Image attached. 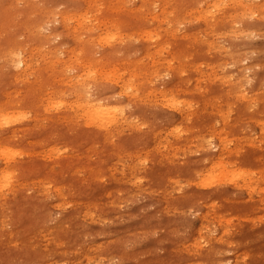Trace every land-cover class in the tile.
<instances>
[{"label": "rangeland", "instance_id": "obj_1", "mask_svg": "<svg viewBox=\"0 0 264 264\" xmlns=\"http://www.w3.org/2000/svg\"><path fill=\"white\" fill-rule=\"evenodd\" d=\"M7 1L12 0H0V9L7 4ZM130 1H128L129 3L127 5L129 4L128 7L132 9L141 6L139 0ZM29 2L39 12H35L33 15L31 14L28 19L24 18L21 20L15 13H12L11 18L9 14L6 15V13L0 11V21L3 22H0V25H6V27L3 25V28H0V104H5L7 102L5 100L11 99V101L17 102L23 98L20 109L27 108L31 110L30 107L37 108L40 102L32 101L31 97H27L25 95L27 92L25 93L24 89L26 88V91L32 86H35L33 83H36L35 78L41 71L38 68L45 67L48 62V60H43L44 53L57 52L61 58H64V51L66 52L73 47L71 36H69V33L66 34V31H63L62 24L59 20L61 12L76 9V7H78V10H83L85 5L82 0H30ZM158 5H162L161 0H150L149 17L161 12V9L159 10L157 8ZM24 7L25 5L23 3L15 5L16 12L18 14H24ZM44 11L50 14V18L48 19H51V23H45L48 20L42 22L44 20L43 18L41 19L39 13L42 12L43 15ZM4 15L6 16L4 17ZM122 18L125 22H130L129 15H124ZM26 20L29 21L27 23L33 25L43 23V29L41 30V33L45 37L42 39L43 46L34 45L27 41V33L25 31L27 29V23L25 24ZM246 22L251 24L261 23L262 25L260 26L263 27L251 36L246 35L243 38L237 37L236 39L235 33L228 31L222 34L215 32L210 39H214L216 43H219L220 46H223L228 51L235 49V47L238 48V43L240 44L243 40L241 43L243 50L241 54L242 58L241 56L239 57L240 66L237 68L243 69L244 75L251 80L250 83L245 85V89L248 91H259L250 93H259V97L262 96L260 100H262L264 99V92H262L264 91V7L259 12V15L256 14L253 18L246 20ZM68 24L69 26H74L73 21H69ZM201 31V20L195 15H189L179 25L177 30L173 32V38L170 41L173 44L184 43L187 46V42L182 41L183 37L186 35H196L198 37L199 35L200 38L203 36ZM94 33L95 35L92 37L89 34L83 36V39L88 41L89 46L88 48L86 47L87 49L83 48L82 45L79 47L83 50V60L90 58L98 61L101 57H105L104 55L111 54L112 51L116 52L119 57H128L131 61L141 59L145 55L143 48L148 45L146 39L131 35V30L129 29L126 32L128 34H122L124 38L121 41H114L111 44L99 42L97 37L102 33L101 31L95 30ZM161 39L167 43L164 37ZM243 42L245 44H253L252 50L247 49ZM195 43L197 45L187 46L189 62L200 64L205 58L206 61L212 62L211 60L216 55L218 59H215V61L217 62L222 58L226 61H230L231 59L227 55L219 56L217 51L209 53L197 41ZM150 45L153 46L156 44L151 43ZM20 47L22 48V52L19 51ZM149 49H157V47ZM206 50L207 52H205ZM12 51L19 52L21 57L29 61L32 59L34 71L27 77V80L24 79L27 82L20 80V83L16 84L14 80L15 71L9 68V65L4 61L6 58L5 53L9 54ZM171 53L173 52L171 51ZM156 54L155 50L150 52V57L147 62L148 67H151L149 64L151 61L160 59ZM168 56L167 54L164 58ZM235 57L238 58L236 55ZM105 65L106 67L101 65V67L105 68L104 71H106L102 77H109L108 75L112 67H109L107 64ZM237 68L236 66L229 65L227 68L228 73L226 74L232 71L236 73L238 71ZM49 69L47 68L46 71H41V75L47 82L49 80L46 76L51 73ZM73 69L74 71L71 72V75L77 73L75 71L76 69ZM158 71V77L151 78L152 90L158 89L159 91H163L168 88H173L178 83L175 74L172 72L169 73L168 69L163 71L160 68ZM192 73L194 72L191 71L193 80L191 88L196 84L195 78L200 77L198 73L197 75L196 72L194 74ZM60 77L59 75V78L55 80L51 79L50 84L58 87ZM106 82L103 81V85L101 86H91L92 92L89 93V99H106L111 103L126 105V115L129 119L137 121V125L134 128L126 126L120 132L119 136L117 135L111 142L108 141L109 143L105 141V138L94 134L93 132L95 131L85 127H81L80 129L73 128L63 121H57L59 124L56 123L53 125L51 120H56L57 114H55L56 116L53 115L55 112L45 113L42 116L43 119H40V127H37L38 123L35 125L33 122V113L31 114L33 118H29L28 114L27 117L25 116V119L23 117L21 118L23 120L18 119V115L16 116L15 119H18L17 123H21L19 131H22L23 135L15 141V147L27 153V148H33L27 145L28 142L38 140L42 146L37 149L41 153V158H39L41 161L36 158H31V156L21 159L25 154L18 159L22 161L27 160L25 163L26 169L33 164H37L42 170V175L48 173L49 177L54 179L56 183L73 186L74 193L77 197L76 199L69 198L65 206L59 207L56 196L47 197L39 187L31 189L26 184L29 173L23 170L17 173L15 171L16 169H14L11 172V186L17 183H21V186L18 193L6 195V199L0 203V227L1 213L3 211L8 213L13 212V218H15L11 224L6 225L5 234L0 231V264H195L197 257L192 256L194 259L190 257L192 254L189 253V256L184 248L195 243L196 238H199L196 236L200 233V230V240L207 239L208 236L205 232L207 230L201 228V217L206 213V207L210 206L211 203L216 205V211L226 215L228 219L229 217L230 219L233 217L230 226V244L227 243V246L224 247V254H221L222 256L220 255L222 258L219 256L215 262H218L217 264H237L234 260L236 256L249 255L239 259V264H264V260H262L264 259V201H259L261 199L259 197L261 196H256L254 200H250L247 192L233 190L232 188L229 189L227 184H218L215 187L212 186L203 190L200 186L198 188L193 186L195 181L198 182V174L204 172L210 164V159L216 157L218 153L216 148L202 150V148L189 144L186 147L183 146L181 149H177L173 140H170L171 143L167 145V148L162 143L159 146L157 145V148L153 142L155 134H161L162 142L163 137L171 132V129L175 126H181L186 131L196 134H201L203 131L217 132L221 136H225L224 138L227 140H230L233 136L230 132L232 129L234 135H247V137H252L256 141L254 147L248 145V147L246 146L244 148L246 149L244 159L248 164L251 163L250 165H254V158L259 157L261 151L264 152V137L261 135V129L252 121L251 117L256 116L258 112L260 117L264 118V105H260L250 111L244 110L236 103L232 106L233 108H230L226 105L227 100L224 97L225 85H211L210 83H206L203 88L205 92L203 90L201 92H185L183 96L175 94L174 97H182L190 101L194 105V108L199 107V110H202L201 107H204L202 99L207 98L206 96H222L220 100L223 106L222 109H232L233 111L226 112L225 116L227 118L224 121H221L222 119L219 118L221 120L215 122L214 119H209L207 115H204V117L196 116L187 125L181 123L182 120L178 112L162 103L165 99L162 98L160 92H156V96L152 95L153 92H148L151 94L149 96L150 101L143 97H138L133 100L127 97L128 100L131 99L128 102L125 95H121L122 93L117 90L114 82L111 84ZM201 83L204 82H200L198 87H200ZM21 92H24V94ZM170 93L176 92H169L168 94ZM189 93L193 95H189ZM67 98L70 99L69 97ZM233 101L231 100L230 102ZM262 101L264 102V100ZM240 117H245L244 119H246L243 122L244 124L242 123L243 126H238L240 125L238 123L241 119ZM237 126L240 129L236 128ZM243 132L245 133L243 134ZM3 134L0 131V137H3ZM218 143L219 141L215 140L211 144L212 146H216ZM117 145L122 146L120 148L132 156L130 159H124L126 164L125 168L122 166V161H119V158L123 154L115 152L114 147ZM228 147L230 150H235L234 142L230 143L229 141ZM248 148H251L250 153H246L249 151ZM52 150L58 152V154L50 155ZM137 153L141 154V164H143L140 167L141 171L139 173L145 176L146 180L151 183L150 189L148 188L149 190H143V188H141L142 190H136L138 188L134 185H125L122 181L123 177H120L123 171L127 172L131 160L134 157H139ZM160 153H163L162 155L165 156L169 155L168 160L164 163L166 164L164 168L159 166L160 162L158 157H160ZM247 155H249L248 159L250 162L246 157ZM55 156H59L60 158L54 159ZM57 161H61L62 166L72 164L70 166L71 169L83 167L86 170L76 173V169L71 171L66 166L65 168H60L56 163ZM184 164L185 166H183ZM177 169H180L181 172ZM96 170H101L104 173L99 178L100 181L98 179L93 181L88 178L90 171ZM170 179L173 182L172 185L169 182ZM88 183H91V185ZM143 185L139 187H146ZM166 185L171 186V188ZM124 190L128 192H124ZM109 192H114L115 195L112 194L113 197L107 199ZM134 193H137V195L134 196ZM190 194H193L194 197H191ZM185 197H190L191 199H185ZM118 198L119 201L117 200ZM76 200L93 203L100 208L102 206V214L96 218H91L90 215L87 216L85 213L87 212L86 210L84 212L81 208L79 209L74 205ZM112 200L114 203H112ZM9 203L12 206L11 209L5 208L2 210V206L8 207L7 205ZM37 207L39 210L35 209ZM11 210L14 211L11 212ZM47 214L49 216L46 217ZM33 215L34 217H32ZM37 216H40L42 219L45 217V221H39L41 218ZM260 217H262L261 222L252 221V218L256 219ZM33 218L39 223H34ZM246 218L247 221H245ZM32 220L33 223L31 224ZM217 228L215 225H212V229L215 230V233L212 235L218 237L221 231ZM10 233L14 234L13 238L10 237ZM90 249H100L99 257H95L96 253H92L89 259L86 255H82L84 251ZM191 249L194 248L192 247ZM93 257L95 259H93L94 262L92 263L90 259ZM103 260L105 261L103 262ZM212 262L210 261L209 264L214 263Z\"/></svg>", "mask_w": 264, "mask_h": 264}, {"label": "bare ground", "instance_id": "obj_2", "mask_svg": "<svg viewBox=\"0 0 264 264\" xmlns=\"http://www.w3.org/2000/svg\"><path fill=\"white\" fill-rule=\"evenodd\" d=\"M29 1L30 0L7 1V4L3 6L0 9V11H3V13H6V15L9 14L10 15L9 17L11 18H12V13H15L17 16L20 17L21 20H23L24 18L28 19L31 14L33 15L35 12H39L33 8V5ZM128 1L131 2L130 0H82V2L85 5V8L83 10H78L77 9L78 7H76V9H69L61 12L59 20L62 24L63 31H66L67 32L66 34L69 33V36H71L73 47H71V49H69L66 52L64 51V56H65L64 58H61L60 54L57 52H49L48 54L44 53L43 60H48V62L45 67L38 68V70L40 71L41 69V71H46L47 68L48 69L50 68L49 70L51 71V73L47 74L46 76L49 81L47 82L46 79L41 75V71L40 72L38 71L39 74L35 78L36 83L35 82L33 83L35 84V86H32L29 90L26 91H25L26 88L24 89V92L25 93L27 92L25 95L27 97H31L32 101L34 100L40 102V105L37 106V108L30 107L31 110H28L27 108L20 109L21 103L23 102V98L18 100L17 102L11 101V99L5 100L7 101L5 104H0V131L4 133L3 137H0V203H2L6 199L5 197L6 195L12 193H18L20 189L21 183L15 184L14 185L15 187L11 186V181H12L11 172L14 169H16L15 171L17 173H19L22 170L29 173L26 184H28L31 189H35L36 187H39V189L42 192H44L47 195V197L56 196V199H58L59 202L58 205L59 207L65 206L69 198L76 199L77 196L74 193L73 186L56 183L54 179L49 177L48 173L42 175V170L37 164H33L32 166H29L28 169H26L27 167L25 166V163L27 160L22 161L18 159L23 154H25L21 157V159L31 156V158H36L39 160V158H41L40 157L41 153L37 149H39L42 146L38 140H33L32 142H28L27 145L33 148L31 149L27 148L26 150L27 153L15 147L14 145L15 141L18 138H21V136L23 135V132L19 131L21 128V123L19 122L17 123V121L22 117L25 119L29 114L28 117L29 118L34 117L33 122L35 123V125L38 123L37 127H40L41 123L39 122L40 119H43L42 116L45 113L49 114L50 112L53 113L55 112L53 115L57 114V116L55 115L56 120H51V123H53V125L56 123L59 124L60 121H63L68 126L73 128L80 129L81 127L82 128L85 127L92 131H95L93 133L97 134V136H100L101 138H105L106 142L108 141L111 142L112 140L115 139L117 135L119 136L120 132L123 129H125L126 126H131V128H134L137 125V121L129 119V117L126 115L125 113L126 105L111 103L106 99H99V100L89 99L88 97L89 93L92 92L91 86H101L103 85V81L105 82L107 81L106 83L108 84L114 82L115 85L117 86V90L122 93L120 94L125 95L126 98L128 97L131 98L132 100L138 97H143L146 100L150 101L149 96L151 94H149L148 92H153L152 94L153 96H156V92H160L162 98L165 99L162 103L164 105H167V107H171L172 110L178 112L182 120L181 123H185L187 125L190 124L191 121L196 116L204 117V115H207L209 119H214L215 122L216 121L218 122V120L221 119H222L221 121H224L227 118L225 116L226 112H231L232 110V109L229 110L222 109L223 106L221 105L220 102L222 96L221 97L220 96L215 97V95L206 96L207 98L202 99L204 106L201 107L202 110H199L200 109L199 107L194 108V105L190 101L182 97H174L175 94H179L183 96L185 92H195V91L201 92L206 83H210L211 85L212 84L225 85L224 88L226 90L224 91L225 93L224 97L227 100L226 105H228V107L230 108H233L232 106L235 105L236 103L244 110L250 111L252 109L259 107L260 105H264V102L262 101L264 99L260 100L262 96L259 97V93H255V94L250 93V92H259V91H253V90L248 91L245 89V85L250 83L251 80L249 77L244 75L243 69L237 68L240 66L239 57L241 56L242 58L241 54L243 53V50L241 47L242 45L241 43L243 40L240 42V44L238 43L239 49L235 47V49L228 51L223 46H220L219 43H216L214 39L213 40L210 39L211 36H213V33L215 32H219L218 34H222L224 32L232 31L235 33L236 39L237 37L243 38V36L246 35L251 36L253 33H256V31L258 32V29L263 27L260 26L262 24L255 23L256 24L255 25L246 22V20L253 18V16H255L256 14L259 15V12L263 10L264 0H258V1L257 0H220V1L161 0L162 5L157 6L159 10L161 9V12L151 17H149V13H148L150 0H139L141 6L139 5L140 7L135 9L128 7L129 5V4L127 5V3H129ZM21 3L25 5V7L23 8L25 15L22 13L18 14L16 12L15 5ZM45 11L43 15L42 12L39 13L41 19L43 18L44 20L42 22L48 20L45 23L47 22L51 23V19H48L50 18L49 17L50 14ZM6 15H4V17ZM124 15H129L130 22L128 21L127 23L124 21V19L122 18ZM189 15H195L197 16L198 19L201 20L202 23L201 33H203V36L199 38V35L198 37L196 35H186L183 37L182 41L183 42L185 41V43L187 42L188 44L187 46L194 45L196 44L195 42L197 41V43L200 46H202L204 49L206 48L209 53L217 51V54L219 56L222 57L223 55H227L229 58H231L230 61L228 60L226 61L224 58H222L217 62L215 61V59H218L216 55L215 58L211 60L212 62L206 61L205 60L206 58L200 64H197L196 62H189L188 59L189 55L187 54L188 48L186 44L184 43L173 44V42L170 41V39L173 38V32L177 30L179 25L183 23L189 17ZM69 21L74 22L73 27L69 26L68 24ZM27 22L29 21L26 20L25 24ZM3 25L6 27L5 24ZM3 25H0V28H3ZM26 25H27L26 26L27 29L25 31L27 33L26 34L27 41L34 45L43 46L44 43L42 39L45 38L43 36V33H41V30L43 29L42 26L43 23H39L38 25L27 23ZM128 29L131 30V35H135L138 38L144 37L146 39V42L148 43V45H146L143 48L145 51V55L141 59H135L131 61L128 57L126 56L123 58L119 57L116 52L112 51L111 54H108L107 56L104 55L105 57H101L98 61L92 60L90 58L88 59L84 58L85 60H83L82 58L84 56L83 50H81L79 47L81 45L83 46V48L89 47L88 41L86 39H83L84 35L89 34V36L92 37L93 35H95L94 31L99 30L102 32L97 37L99 42L102 43L107 42V44H111L114 41H118V40L121 41L124 38L122 34L126 33ZM162 37L166 39L167 43L162 41L161 39ZM151 43H154L156 45L151 46L150 45ZM243 43L245 44V42ZM245 46L247 47V49L252 50L253 44L246 43ZM154 47H157V49H149ZM154 50L156 51L157 53L156 55H158L160 59L156 61H151L149 63L151 67H148L147 62H148V58L150 57V52ZM207 50L205 52H207ZM19 51L22 52L21 47L19 48ZM171 51L173 53L170 54ZM5 54H6L5 55L6 58L4 61L6 62V64L9 65V68L14 70L16 73L14 75L15 83L16 84L20 83L19 82L20 80L26 81L28 79L27 77L30 76L31 73L34 71L32 59L29 61L28 59L21 57L20 53L17 51L15 52L12 51L9 54L8 53ZM85 54L86 56H88L87 53ZM167 54L169 56L164 58ZM48 55L49 57L47 58ZM235 55L238 56V58H236ZM105 64H107L109 67L110 66L112 67L108 75L109 77H102V75L105 74L106 71H104L105 68L101 67V65H104L106 67ZM229 65L236 66L238 71L236 73L232 71L229 72V74H226L228 73L227 68ZM73 68L76 69L75 71H77V73L71 75V72L74 71ZM160 68H162L163 71H166L168 69L169 73L172 72L175 74L178 83L173 88H168L163 91H159L158 89L152 90L151 78L158 77V72H159L158 70ZM191 71H193L194 73L196 72V75L197 73L200 75L199 78L196 77L195 78L196 80L194 79L196 81V84L195 86H193V88H191L193 83ZM59 75L61 77H60V81L58 82L59 83L58 87H56L54 84H50V80L51 79L55 80L59 78ZM200 82H204V83H201L200 87H198ZM218 89L220 90V88ZM24 92L21 93L24 94ZM169 92H176V93L168 94ZM203 92L205 91L203 90ZM189 95H193V94L189 93ZM67 97H69L70 99H68ZM128 98L126 100H128ZM129 100L128 102H130ZM231 100L234 101L230 102ZM207 106L209 107L207 108ZM32 113H33V117H31ZM17 115L19 118L17 117L18 119H15ZM240 118H241L240 120L238 118L239 122L237 121L240 124L238 126H243L244 124L243 122L246 119H244L245 117H240ZM251 119L254 123H256L259 126L262 133L261 135L264 137V120H263L264 118H261L260 114L257 112L256 116H254L253 118L251 117ZM238 126L236 128H239ZM180 127L181 126L173 127L171 129V132H169L167 135L163 137L162 142H161V134L160 133L155 134L153 137L154 138L153 142L155 147H157V145L159 146L160 143H162V145H165L167 148V145L171 143L170 140H173L175 142L174 145L176 146L177 149H181L183 146L186 147L189 144H192L199 148H202V150H206V149L212 150L213 148H216L218 150L216 157L210 159V164L208 168L205 169L204 172L198 174L199 176V178H197L198 182L195 181L193 186H195L196 188L200 186L203 190V189H208L209 187L212 186L215 187V185L218 184H227L228 185L227 187L229 189L232 188L233 190H242L247 192L248 195L250 196V200H254L256 196H261L259 197L261 198L259 201L260 202L264 201V154H263L264 152L261 151V155L257 158H254L255 159V164L253 163L254 165H250L251 163L248 164L244 159V155H246L245 154L246 149L244 148L246 146L248 147V145L250 147H254L255 145L256 141L253 140L252 137H247V135L236 136L233 134L231 129L230 132L233 136L230 140H227L224 138L225 136L223 137L217 132L203 131L201 134H196L194 132H188L183 127L181 128ZM244 133L245 132H243V134ZM236 134L238 133L236 132ZM213 140L214 141L218 140L219 143L216 144V146H212L211 143L214 142ZM209 141L211 143H209ZM229 141L230 143L234 142L235 150L229 149L228 147ZM120 147L122 146L117 145L114 147V149L116 153L119 152L123 154L122 157L119 158V161L120 160L122 161L121 162L122 166L123 168H125L126 164L124 159L126 160L130 159L132 158V156L125 150H122ZM250 149L249 151L247 150L248 152L246 153H250ZM54 150L51 151L50 155L58 154V152H55ZM156 151H158V149H156ZM137 154H139V157L136 158L134 157L131 160L130 167L128 168L127 172L123 171L122 176L120 177H123L122 181L125 185H130V186L134 185L135 187L138 188L136 190H140L141 188H143V190L145 189L149 190L151 183L146 180L145 176L139 173V171H141L140 167L143 164H141V160H142V158L140 157L141 154L140 153ZM160 154L159 155L161 158L157 156L160 162L159 166L164 168L166 165L164 163L166 162V160H168L169 155L165 156L162 155L163 153ZM246 157L248 159L249 155H247ZM58 158L60 157L55 156L54 159H58ZM56 163L58 164V166H60V168H65L66 166V168L70 169L71 171L76 169L75 170L76 173L83 172L86 170V168L83 167L79 168L80 170L77 168L71 169L70 166L72 164H66L62 166L61 161H57ZM183 166H185V164ZM230 166L233 167L230 168ZM218 170L220 171L218 172ZM103 174L104 173L101 170L90 171L88 178L93 181H95L96 179L99 180V178H101ZM169 182L171 183V185L173 184L171 179ZM91 183L88 184L91 185ZM141 185L146 187H139ZM166 186L171 188V186L169 185ZM164 191L167 192V190L165 189ZM124 192H128V191L124 190ZM112 194H114V192L113 193L109 192L107 199L113 197ZM134 194H135L134 196L137 195V193ZM192 196L194 197L193 194L191 195V197ZM196 196L198 197V195ZM185 199H191V198L185 197ZM117 200L119 201V198ZM222 201H224V199H222ZM217 202H213V203H217ZM112 203H114L113 200ZM74 205L77 206L79 209L81 208L82 211L86 210L87 212L85 211L84 212L86 213L87 216L90 215L91 218L100 217V215L102 214L101 212L102 206L100 208L97 207V205H94L93 203H85L83 201L76 200L74 202ZM7 206L8 207L2 206V210L5 208L11 209L12 207L10 203ZM30 208L32 207L30 206ZM206 208H207L206 213L203 214L201 217V228L207 230L205 231L208 236L207 239L204 240L202 239L203 241L200 240L201 239V234H200L201 230H200V233L196 236L199 238L198 239L196 238L195 243L190 246L188 245L189 247L187 246L186 248H184V250L188 252L189 256H190L189 253L192 254L190 257L192 256L197 257V262L195 261L196 262L195 264H209L210 261H213L215 264H217L218 262H215L216 258H218L221 254H224L225 252L224 247H226L227 243H229L230 241L229 238V235L231 233L230 226L232 224L233 217H231V219L229 217L228 219L226 215L216 211L217 207L215 204L211 203V205ZM35 209H38V207ZM12 211L14 210H11V212ZM12 213L4 212V211L1 213L0 231H2L4 234H5L6 225L11 224V222H13L15 219L13 218ZM34 215L32 217H34ZM49 215L47 214L46 217ZM240 215L242 216V214ZM44 218L45 217H43V219L41 218L42 220L40 219L39 221L43 222ZM252 219L253 222L262 221V217L256 219L252 218ZM33 220L35 223L36 220L34 218ZM33 220L31 221V224L33 223ZM245 221H247V218ZM212 225H215L216 228L218 227L217 229H220L221 233L218 237L212 235L213 233H215V230L212 229ZM9 235L11 238L14 237L13 233H10ZM192 247L194 249H191ZM99 250L100 249L98 250L90 249L88 251H84L82 255L83 254L86 255L89 259L92 253H96L95 257L96 256L99 257V253H100ZM247 256L249 255H243L238 257L236 256L234 260L236 261L237 264H239L238 262L239 259L245 258ZM95 257L90 259L92 263L94 262L93 259H95ZM104 261L105 260H103V262Z\"/></svg>", "mask_w": 264, "mask_h": 264}, {"label": "snow or ice", "instance_id": "obj_3", "mask_svg": "<svg viewBox=\"0 0 264 264\" xmlns=\"http://www.w3.org/2000/svg\"><path fill=\"white\" fill-rule=\"evenodd\" d=\"M209 143H211V142L209 141ZM145 163H146V161H145Z\"/></svg>", "mask_w": 264, "mask_h": 264}]
</instances>
